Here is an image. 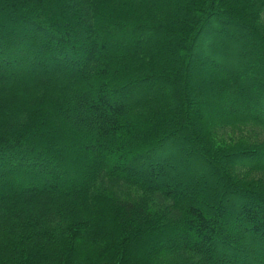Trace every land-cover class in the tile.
<instances>
[{"label":"trees","instance_id":"obj_1","mask_svg":"<svg viewBox=\"0 0 264 264\" xmlns=\"http://www.w3.org/2000/svg\"><path fill=\"white\" fill-rule=\"evenodd\" d=\"M147 238L264 264V0H0V264H147Z\"/></svg>","mask_w":264,"mask_h":264},{"label":"rangeland","instance_id":"obj_2","mask_svg":"<svg viewBox=\"0 0 264 264\" xmlns=\"http://www.w3.org/2000/svg\"><path fill=\"white\" fill-rule=\"evenodd\" d=\"M235 33L236 34H239L240 31L235 30ZM225 38H226L225 40H215V43L216 44L217 43H220V44L226 45L228 43L226 41H232L231 40L232 38L229 35H227ZM149 39L152 40L154 38H149ZM205 39L206 38L203 37L201 39V42L200 43L204 44ZM119 46H120V43L113 45L114 49H118ZM11 55H13V54L10 53L9 56H11ZM229 60L230 61H233V58H231ZM232 64L234 65V63H232ZM255 75H257L259 77L261 76L260 74H255ZM194 76H197V77H195V80H200V81L201 80L202 81L204 80V77L203 78H199L198 75H196V72H194ZM240 76L241 77H246L245 74H241V73H240ZM48 102H50V101H48ZM46 109H48V108H46ZM197 112L199 113L200 111L199 110L196 111L195 109H193V110L191 109L190 112H189V115L191 117H195V116L198 115ZM56 129L58 131V135H57L58 138L57 139L60 140V143L58 141H49V142L46 143V145H48V146H52L53 145L58 151H61L62 150V147H64V146L66 147V146H69L70 145L69 143L74 139L73 137L70 136V134H74L75 132L73 131V129H72V127L70 125L64 124V123L62 124V121H59V120L56 121ZM188 153H189V155H187V153L185 151V152H182L181 154L187 160V162H188L189 165L192 163V161L198 160V158L196 156H194L193 153H191V152H188ZM70 158H72V160H74V161H69V163H68L69 164V166H68V170L69 171H72L73 170V166H78V168L81 171L82 168L88 167V165H90V163H91V161H88L90 159L89 158H86L85 156H81L80 157L79 155L74 154L73 157L71 156ZM152 160H153V158L152 159L151 158L148 159V161H150V162ZM177 166H178V168L181 171H185V172L187 171L186 170V166H188V165H185V164L179 165L178 164ZM82 173L83 172L81 171L80 175ZM141 173H142V177H143L145 175L144 174V171L141 172ZM63 175H64L63 177H65V174H63ZM69 177H71V178H68V176H66V178L71 179V180H75V181H78L79 180V177L77 175L74 176V177L73 176H69ZM213 177H214V174L212 172H209L205 176V178L202 179V182H203L202 185L203 186H207V182L210 180V178H213ZM157 179L158 180H163V179H165V177L164 176H159ZM213 183L216 186H219L222 183V180L219 177H216V178H214ZM200 202H201L202 205H206L207 207H213V205H214L212 203L211 199L210 200L209 199L202 200ZM97 207L101 210V212H103L104 216H108V217L111 216V218L112 217L113 218L115 217V212L113 211V209L106 202L105 203H102L101 205L98 204ZM235 227H236V229H238L239 226H235ZM65 230H66L65 225H62V241H65L66 243L69 242L71 244L72 243V240H68L67 237H66V235H64L65 234ZM171 231H172V234L163 236L162 237V240H165V239L170 238L173 241V240H175L176 238L179 237L177 234H175L176 231H178L177 229H174V230H171ZM171 231H169V232H171ZM105 232H106L107 235L105 234V239H103L104 242H103V244L101 246L103 248L104 247L105 248L108 247V250L110 252L111 251L113 252L114 249H115V246L114 245L119 240V237H121V236H119L117 233L116 234L114 233V235H113V233L111 231H109V230H105ZM74 239L77 240L78 237L75 236ZM128 244H129V247L131 248V251H129V252L127 251L128 252V254H126L127 257H129L130 255L133 254L134 257H139L140 259L145 260L147 262V264H166V263L169 262V260L166 257L163 256V254L166 253V250L167 249H165V247H162V243L160 242V239L159 238L157 240H155V241H149V239L147 238V240L139 241L134 246L131 245L129 242H128ZM156 245H160V246H157L156 247Z\"/></svg>","mask_w":264,"mask_h":264}]
</instances>
